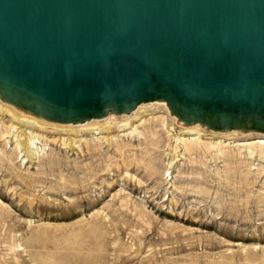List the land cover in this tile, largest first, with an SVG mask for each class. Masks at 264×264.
Returning <instances> with one entry per match:
<instances>
[{
	"label": "rangeland",
	"instance_id": "1",
	"mask_svg": "<svg viewBox=\"0 0 264 264\" xmlns=\"http://www.w3.org/2000/svg\"><path fill=\"white\" fill-rule=\"evenodd\" d=\"M0 264H264V137L158 103L60 127L0 102Z\"/></svg>",
	"mask_w": 264,
	"mask_h": 264
},
{
	"label": "water",
	"instance_id": "2",
	"mask_svg": "<svg viewBox=\"0 0 264 264\" xmlns=\"http://www.w3.org/2000/svg\"><path fill=\"white\" fill-rule=\"evenodd\" d=\"M0 102L60 127L158 103L264 137V0H0Z\"/></svg>",
	"mask_w": 264,
	"mask_h": 264
},
{
	"label": "bare ground",
	"instance_id": "3",
	"mask_svg": "<svg viewBox=\"0 0 264 264\" xmlns=\"http://www.w3.org/2000/svg\"><path fill=\"white\" fill-rule=\"evenodd\" d=\"M4 105H6V104H4ZM6 106H8V105H6ZM10 107V106H9Z\"/></svg>",
	"mask_w": 264,
	"mask_h": 264
}]
</instances>
